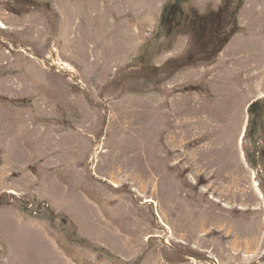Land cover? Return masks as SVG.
<instances>
[{"label":"rangeland","instance_id":"rangeland-1","mask_svg":"<svg viewBox=\"0 0 264 264\" xmlns=\"http://www.w3.org/2000/svg\"><path fill=\"white\" fill-rule=\"evenodd\" d=\"M0 21V264H264V0H0Z\"/></svg>","mask_w":264,"mask_h":264},{"label":"trees","instance_id":"trees-1","mask_svg":"<svg viewBox=\"0 0 264 264\" xmlns=\"http://www.w3.org/2000/svg\"><path fill=\"white\" fill-rule=\"evenodd\" d=\"M178 7L175 6V5H169L167 7V11L165 12L164 14V19H163V23L168 25V23H171V22H176V28H185V27H180V26H177L178 25V22L176 20H174L176 18V15H181L182 16V11L178 8ZM169 8L171 9V11H168ZM215 17H198L197 19L194 18L193 20H190V31L194 32V35L197 39V43H198V46L201 45L200 47H204L205 43L202 41V39L204 38V36L207 35L208 33V26L211 24H214V19ZM174 20V21H172ZM234 33H232L231 36H233ZM231 36L229 37H225L224 38V45L229 41V39L231 38ZM212 58V57H211ZM252 112V106L250 108V113Z\"/></svg>","mask_w":264,"mask_h":264},{"label":"bare ground","instance_id":"bare-ground-1","mask_svg":"<svg viewBox=\"0 0 264 264\" xmlns=\"http://www.w3.org/2000/svg\"><path fill=\"white\" fill-rule=\"evenodd\" d=\"M0 28L1 29H6V27H5V25L0 21ZM60 64H63L64 65V63H62V62H60ZM65 66V65H64ZM114 186H115V184H114ZM148 202H150V199H148ZM162 225H164L163 223H162ZM165 226V225H164ZM164 228H167L166 226L164 227Z\"/></svg>","mask_w":264,"mask_h":264}]
</instances>
